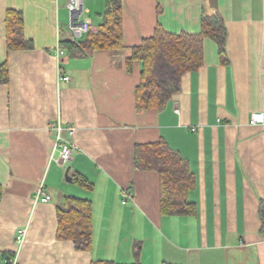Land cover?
<instances>
[{
    "label": "crops",
    "instance_id": "0c3cea01",
    "mask_svg": "<svg viewBox=\"0 0 264 264\" xmlns=\"http://www.w3.org/2000/svg\"><path fill=\"white\" fill-rule=\"evenodd\" d=\"M63 7L0 0V63L9 69L0 83V264L17 251L19 264H130L137 249L141 264H264V124L251 123L264 114V0H122L124 47L86 56L61 46L73 39ZM85 8L97 33L106 0ZM9 11L21 14L30 47L8 49ZM213 15L226 29L227 61L205 37L202 65L183 75L166 107L138 109L142 63L129 68L132 48L159 26L199 34ZM58 124L75 145L67 163L55 149ZM159 140L195 177L192 214H164L160 174L135 166L137 145ZM67 197L92 204L89 250L59 237Z\"/></svg>",
    "mask_w": 264,
    "mask_h": 264
},
{
    "label": "trees",
    "instance_id": "16d2710c",
    "mask_svg": "<svg viewBox=\"0 0 264 264\" xmlns=\"http://www.w3.org/2000/svg\"><path fill=\"white\" fill-rule=\"evenodd\" d=\"M107 8L97 33H87L83 39L62 41L61 46L71 54L86 56L98 49H121L122 0H106ZM203 29L199 34H172L159 26L153 37L146 38L139 46L133 47L128 60L129 68L135 61L142 63L140 83L136 90L137 108L163 109L172 96L179 91L185 73L198 69L203 63V42L205 37L219 43L221 58L227 61L224 47L226 29L218 15L204 16ZM23 20L17 11H9L6 19L7 47L9 50L30 47L23 38ZM9 82L7 63H0V83ZM135 166L140 170H154L161 178V208L164 214H192L195 209L189 201V192L196 182L185 160L173 151L164 140L139 144L135 150ZM73 180L89 189L92 184L80 174ZM3 187L0 183V200ZM90 200L67 197L64 207L59 208V237L71 239L76 247L89 250L92 239ZM130 264H141L139 249ZM96 264H115L99 262ZM168 264V263H166Z\"/></svg>",
    "mask_w": 264,
    "mask_h": 264
},
{
    "label": "built area",
    "instance_id": "2783aa9c",
    "mask_svg": "<svg viewBox=\"0 0 264 264\" xmlns=\"http://www.w3.org/2000/svg\"><path fill=\"white\" fill-rule=\"evenodd\" d=\"M57 3L58 6L64 5L69 11V23L67 26V30L72 34L73 38L80 39L84 34L91 32L94 29L92 21L90 18L86 16L87 10L85 8L86 0H53ZM64 50L58 49V55H63ZM70 77L67 75L59 74V81H69ZM252 124H264V114L256 113L253 114ZM56 129L58 131L56 146L55 149L59 152L60 160L63 163H67L72 160L73 152L75 149V145L70 141L65 139L62 134L61 124L56 125ZM74 134V131H72ZM124 196L127 198L128 192L124 193ZM38 197H42V200L48 201L51 199V196L46 194L43 195L42 188L38 192ZM126 200L124 199V203ZM27 235V229L21 228L17 233V243L19 246H22L25 242ZM7 264H19V252L17 251L12 257L7 260Z\"/></svg>",
    "mask_w": 264,
    "mask_h": 264
},
{
    "label": "rangeland",
    "instance_id": "374dc122",
    "mask_svg": "<svg viewBox=\"0 0 264 264\" xmlns=\"http://www.w3.org/2000/svg\"><path fill=\"white\" fill-rule=\"evenodd\" d=\"M86 6L88 7L89 6V3H87L86 4ZM60 12H61V14H62V17H64V19L67 21V23H68V10L66 9V8H62L61 10H60ZM95 12H94V10H93V12H92V14L91 15H93Z\"/></svg>",
    "mask_w": 264,
    "mask_h": 264
},
{
    "label": "water",
    "instance_id": "95a60500",
    "mask_svg": "<svg viewBox=\"0 0 264 264\" xmlns=\"http://www.w3.org/2000/svg\"><path fill=\"white\" fill-rule=\"evenodd\" d=\"M67 179L69 180V181H72V179H71V177L67 174Z\"/></svg>",
    "mask_w": 264,
    "mask_h": 264
}]
</instances>
